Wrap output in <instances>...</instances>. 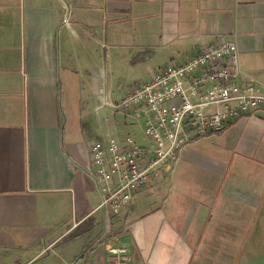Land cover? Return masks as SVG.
Wrapping results in <instances>:
<instances>
[{"label":"crops","instance_id":"crops-1","mask_svg":"<svg viewBox=\"0 0 264 264\" xmlns=\"http://www.w3.org/2000/svg\"><path fill=\"white\" fill-rule=\"evenodd\" d=\"M222 37L264 93V0H0V264H109L114 246L132 264H264L263 112L193 140L117 214L92 175L91 143H147L111 104Z\"/></svg>","mask_w":264,"mask_h":264},{"label":"built area","instance_id":"built-area-1","mask_svg":"<svg viewBox=\"0 0 264 264\" xmlns=\"http://www.w3.org/2000/svg\"><path fill=\"white\" fill-rule=\"evenodd\" d=\"M239 54L232 39L223 38L199 49L183 62H167L147 81L134 86L112 108L143 116L146 144L132 136L121 144L91 143L93 178L99 184L100 206L117 214L133 193L174 165L193 140L221 132L243 113H264V93L240 83ZM109 264H132L122 246L108 248Z\"/></svg>","mask_w":264,"mask_h":264},{"label":"rangeland","instance_id":"rangeland-1","mask_svg":"<svg viewBox=\"0 0 264 264\" xmlns=\"http://www.w3.org/2000/svg\"><path fill=\"white\" fill-rule=\"evenodd\" d=\"M93 114L94 113L90 112V119L94 118V115ZM91 115H92V117H91Z\"/></svg>","mask_w":264,"mask_h":264}]
</instances>
